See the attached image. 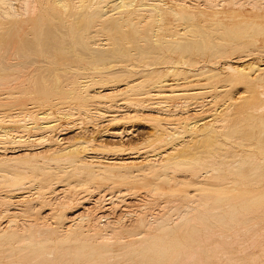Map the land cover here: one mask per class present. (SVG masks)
Masks as SVG:
<instances>
[{
    "label": "bare ground",
    "instance_id": "1",
    "mask_svg": "<svg viewBox=\"0 0 264 264\" xmlns=\"http://www.w3.org/2000/svg\"><path fill=\"white\" fill-rule=\"evenodd\" d=\"M152 1H156V2L149 3V0L148 2L146 0H140V1L139 0H36V1L0 0V123L6 122L7 124H10L8 126H12L11 124H15L16 126H19V128H21L22 131L28 133L29 131H32L31 135L25 138V136L23 137L21 135H17V133H19L20 131L16 129L0 127V183H2L4 187L8 189L6 193H4V195L1 193L2 197L0 196V199L4 204H6V208L2 210V214H7L9 216L8 219L3 222V225L0 228V264H71L75 262L76 263L81 262L82 264H186V263L208 264V262L211 261V257L208 256V254L210 253H213L212 256H214V259L216 261H217L216 258H218V256L221 253H223L222 256L225 257L223 259H226L225 261L229 263L230 261H234L235 258H232L234 255L225 256L226 253L228 254V252H225L226 251L225 247H228L230 251L231 250L230 248L236 246L235 245L236 240L243 242L241 240H244V238H246V236L248 235H251L249 237H252L257 241V243L255 244L262 247V248H257L259 246L257 247L255 246L256 249L253 251L255 252L257 249L259 250L261 249L260 252L261 253L263 252L264 250V64L262 65L260 63L262 67L261 66L258 67L255 65L256 62H254L255 64L251 63L248 66L246 64H245L246 66L245 65L242 66L241 62L239 61L242 58H240L238 62H236L237 59L235 60V62H232L235 65L238 64L237 66H231L228 65L227 63V66L223 68L226 69L224 70V72L228 71L234 77L231 81L228 82L231 83L233 81H237V80L242 81L246 79L248 81L249 88L248 90L246 89L244 90L246 91L245 95L238 93L241 95L239 96L237 94V96L235 97L238 96L239 97L236 99L225 98L226 96H224L225 98L224 100H226L225 102L227 103L226 105L222 104L215 110H212L213 108L212 109L207 108L206 110L205 108L207 106L208 107L212 106L214 103L213 101L216 100L219 101V98L223 97L225 92L227 90L229 91V89L226 88L225 86L218 88H206L207 86H204L205 83L200 82V84L196 83L197 85L195 86L191 85L194 86V88L192 87V89L185 88L186 90H172L173 86L168 82L167 80L168 77L166 79V76H168L170 73H172L173 76L178 75L177 72L178 70L175 69L174 65H171L172 62L175 60H173L172 62L170 61L171 62L170 65L173 66L172 67L173 69L171 70L167 69L168 71H166L165 75L163 74V76L162 74H160V72H156L152 68L149 69V67L153 65L154 62L156 61L168 62L170 60V58L169 60H165L168 56L165 58V55L163 54L164 50H166L167 52L169 51L170 54L171 52L173 53L178 52L179 54H181L182 55L181 60H184L183 61L184 64H185V59H183L185 58L184 54L186 55L187 53L190 54L193 50L196 51L197 53L202 52L203 47L205 45L204 43L205 39L204 37H202V39H204V41L202 42L199 40H194L197 38L193 37L192 35V33H194L193 30H196L195 28L200 27L197 24H195L194 21L195 18L199 16L204 19L203 24H206L205 23L206 20L209 19H205L208 17L204 16V14L202 13L194 14L192 11L188 9L189 8V6L187 5L188 3L184 4L183 2H181L183 0H179L178 3H176L177 1L175 0L176 2L175 1L174 2L176 3L175 5H177V10H172V9H167V10H169V13L172 16V18L175 20V23L178 22L182 24L184 27H182L183 28L182 32L179 31V33L177 34V37L179 38L169 37L170 39L167 38L165 39V36L162 37L160 34V32L164 30L161 24V22L163 21L162 19L164 17V13L160 8L162 5H164L162 4L163 0L162 1L152 0ZM206 1L208 0H205L204 2ZM197 2H201V1H197ZM211 2L209 1L210 4ZM237 3L234 2V4L232 5H238ZM251 5L253 4L249 5L250 9L252 7ZM256 5L262 6L261 3ZM192 8H194V6ZM212 9H214V6ZM232 12L235 13L236 11H232ZM257 23L260 24V22ZM257 23L250 20L233 25L231 29L227 28L225 30V34L232 35V39H231L232 43L230 44L224 43L219 45L211 42L212 43L211 45L213 47V51L211 52V54L213 53L214 55L215 54L218 55L224 52L226 48L228 49V47L234 49H236L235 47H243V46H247L251 48L255 47L257 43L256 36L260 34L262 31V26H259V24ZM209 26H212L211 28H213L214 26V31H212V33L215 32V34L214 33L209 34L206 32L207 34L213 35L214 37H216L215 35L223 34L220 32L222 27L221 22L218 21L213 22ZM203 28L207 29L205 27ZM163 33L165 34V31ZM199 33H201V35ZM199 33H195V34L200 37L202 35L205 36L204 34H202L203 32H199ZM188 34H190L194 39H192L191 36H190L191 39L188 38ZM207 34L206 36H208ZM219 37L220 39H222V37L225 36H219ZM228 37L230 38L231 36ZM210 39L212 40V37ZM96 41L99 43H96ZM224 46L225 47L228 46V47L224 48ZM251 52H253V50H250L247 54L248 56L250 55V57L252 54ZM254 54L260 55L259 57H261L262 55L264 56V54L259 51ZM255 56L253 55V57ZM11 57L12 59L16 58L19 60V61L17 60V64L9 63L8 60H10ZM243 57H246V55ZM127 59H130L131 61L134 62L133 63L131 62L130 64L126 65L124 63L126 62L129 63ZM254 60L257 61L256 59ZM12 62H15V60ZM183 63L181 65H183ZM174 64L178 65L179 67V61H176ZM123 65L124 66L126 65L125 68L120 67ZM185 65H183L182 67H184ZM117 67H120L123 70L120 69L121 71L119 72L118 71L119 68ZM116 68L117 71H115ZM163 69H161V71H165ZM174 70L176 71L174 72ZM204 70L198 69V72H200L201 74H205L207 71L214 72L210 70H205V71ZM253 71H255L256 73L253 74L254 76L253 75L251 76V73H254ZM189 73L191 74V72ZM215 73L216 72H214L213 74ZM212 75L208 74V76H212ZM208 76L206 75L202 76V79L204 77L208 78ZM197 79H201V78H197ZM21 80L23 82L26 81L25 84L22 83ZM17 83L20 84L22 83V84L21 85L19 84L18 86ZM179 83L181 82H178L177 84ZM16 84H17V88L15 86ZM213 84L211 87H214ZM20 86L24 88L18 89V87ZM182 86L184 87V85ZM94 89L97 90L94 92L93 91ZM256 89H258L259 91H255ZM171 98L172 99L179 98L184 102L189 101L188 99L199 100V103H196V105L192 107V108H197L193 113L188 112L187 104H182L183 111H181V115L179 114L178 116L180 120H186V121L192 120L188 124L183 123L186 127V132L190 133L189 137H191V135H194L193 132L199 125L203 124V128L205 127V125L206 127L208 126V128L211 125H213L214 129L213 127H212L213 130L209 128L211 130L207 132L201 129L202 128L201 125L200 131L202 130V132H206V133L200 132L202 133L201 135L199 134L198 131V134L200 135L199 139H202L205 142L207 141L208 143L210 138H212L213 135L216 134L217 138L220 135L219 138L223 137L225 140L230 142L229 143L230 145L228 144L230 146V149L235 148L236 145L240 147L241 146L244 147V149L240 151L242 152V154L239 152L241 154V158L243 157L242 160H238L237 162L234 161L233 163V161L231 162V160L226 158V160L230 161L231 163H228L226 166L225 165L220 166V167L222 166L227 167V175H229L228 184H231L230 186L231 191H236V192L229 195L214 193L216 195L211 196V195L202 194L203 196L199 195L201 197L200 198L198 197L199 199L204 198L205 201H207L206 198H211L213 199L212 202L218 204V206L220 207L224 205V204L219 205V203H224L223 200L230 201L232 204L231 206H229V203H226L227 207L229 206L228 208L231 209V213L228 212L230 213V215L238 211V209L240 208H243L244 210L247 209L246 210L247 213H244L245 215L242 217V219L236 220L237 221L236 223L239 222L237 225L239 226L238 228L241 230L239 231L237 227L236 229L233 228L234 233H236V235L232 233H231L232 235H230L234 237L240 235V233H243L244 234L243 236L245 237L239 238L237 236L238 239L235 237L234 238L231 237L233 238L232 239L233 243H231L230 245H228L227 243L231 239L229 235H225L222 233H215V232H213L215 233L213 234L211 232L213 228L211 229L209 227H212L213 223L211 221L215 219L214 218L215 216L213 217L211 215V217L214 218V219L212 218L210 219L211 220L210 223H212V225L210 226L208 224L209 226H207L203 224V222L205 221L204 217L195 218L194 216L196 215L194 213L192 214L191 211H187L193 215V217H191L192 215L188 214L184 210H183L184 212H186L188 215L191 216L186 217L187 216L186 214L184 215L185 217L183 216L184 218L182 217L181 219H178L179 221L176 219L177 220V222H175L176 224L173 222L176 227L172 226L171 228L170 227L171 224H170V225H166L168 227L166 228V226L163 227L162 224H159L162 227L158 229L156 234H146V235H142L141 233L136 235L131 234L130 236L133 238L126 243H121V242L118 243L119 242L118 235L120 236L119 234L120 231L118 232V228L120 227H118L117 225L119 224L116 225L118 227L116 231L115 229L113 230L112 228L113 226L112 227L110 226L112 230H109L110 233L107 232L108 234L107 233L99 234L95 231V228L93 226L94 224L88 225V220H89L88 216L90 215H88L86 211L88 210V208L84 207L85 206L84 204H87L88 200L90 199L88 195L92 194L91 190L93 188L91 189L89 185H91L93 181L106 180L109 181L111 185H113L116 181H119V184L130 183V182H134V180L137 179L138 176H140L139 172L140 173L147 172V173H152L153 177H155L156 180L163 181L166 183L169 180L167 178L168 176L166 177L165 175V172L168 169L178 170L182 168L184 169V171L192 173L198 170L196 168L197 167L199 168L200 165L205 166L207 164L204 161L202 165L199 162L198 158L190 157L191 160L185 159L186 158L185 154L187 150L184 148L187 147L186 146L188 140L187 137L185 141L182 140L183 141L182 143L180 142V144L178 143L174 147L172 146L173 148H170L169 149L170 151L165 150L163 152L160 146L157 145V147L159 146L162 153L157 152L158 154L156 155L151 154L150 157L151 160L154 161V162L152 161V163H154L153 166H155L154 169H152L153 167L152 168L149 167L151 160L148 159L147 157L146 158L143 157V159L140 160L138 159L139 155L135 154L134 152L125 153V150L122 148V146L118 147L119 146L118 145L116 147L117 144L116 145L114 144L115 141L118 142L123 141L125 137L131 135L133 129L131 130L123 126L119 130H112V131L105 130L104 132H102L101 137L99 138L100 140L103 139L102 137H109L112 141H114L113 145L115 147H113V149L110 150V152L112 153L111 158H106L107 156L105 152H109V150H107L108 148H106L108 144L105 146L104 144L95 143L96 139L93 138L92 140L90 138L89 141H84L83 138H77V137L70 144V142L67 143V139L65 137L63 138V136L67 135L69 133V130H71L70 132L73 131H76L77 133L80 132L81 125L83 124L82 122L84 119L90 120L91 117H94L97 119H101V121L103 120L104 122L107 123H115L118 120L129 121V120L137 119L142 114V113L140 114V112L143 111H146L148 114L151 113V115L153 114L152 118L148 119L149 120L148 122H150L151 125L156 129L160 127V123L163 122L165 124L166 122L167 124L170 121L167 118L172 115H170V106L168 105L167 100ZM201 99L204 101L200 102ZM204 102L206 103V105ZM28 105H32V107H28ZM89 105L92 106L93 109L91 110L93 112H91L87 108V106ZM172 107L178 109L179 106L174 105ZM37 109H39L40 112L35 114V111H37ZM53 110H55L57 114L64 116L65 118L73 119L74 122L78 121V123L71 124L67 122V125L65 126L61 125L60 127H57L59 123L57 119L55 120L52 114ZM119 112H122L123 115L117 114ZM201 112L203 115L205 113V115L208 117V120L205 122L206 123L210 122L211 123L210 126L209 123L204 125L205 122H202L203 120L201 118L200 119L197 118L196 120L194 119L198 117L199 114L202 115ZM219 113L221 114L220 117L217 116ZM26 121L29 122L26 123ZM2 125L4 126L6 124L3 123L0 126ZM115 126L117 125L115 124ZM172 126L174 127V125ZM161 128L162 127H160V129ZM55 129H57L58 137L56 136V138H53L51 137L50 133L53 132ZM158 130H156V132ZM11 132H15L16 135L14 133L12 134ZM156 132L155 131L152 132L154 133L153 134L154 136ZM161 132H157V134ZM178 134L179 132L178 133L176 132L175 136L176 135L178 136ZM217 134L219 135L217 136ZM179 136H181V134ZM172 137L174 138V134L168 136L166 135L165 139L167 140ZM165 139L163 140L161 139V141L158 139L160 141L159 143L161 144V146L165 145V143L163 142ZM195 141L197 144V137ZM212 141L213 140L211 139L210 141L211 143L209 142L210 145L213 144ZM99 143H101V141ZM200 143L202 142H198V144ZM58 144L63 145V147H61L60 149L57 148L56 145ZM209 144L208 146H210ZM217 145H215L214 147H216ZM208 146L205 147L207 149L208 148L210 149V147ZM149 147L151 148L152 146ZM130 148H132V146ZM216 148L222 151V149L218 147ZM241 148L237 147V149H241ZM177 149L180 151L178 155L174 153V151H176ZM230 149L228 150L225 149L226 153L222 151L223 154H225L226 156L230 155L231 154V153L229 154ZM200 155H203V153ZM233 156H231V158L234 160L235 157ZM218 158L219 157H217V159ZM222 158L224 159V157ZM137 159L140 161H136ZM158 159L160 160L158 161L159 165L156 161ZM226 160H224V162H226ZM142 161L143 164H141V166H138V164L135 165L136 167L138 166V169L134 170V172L137 171V173L133 175L132 174L133 170H131L130 168L135 167L133 166L134 163L136 164ZM103 162L106 164L104 165ZM215 163L216 162L213 161L211 162V164L208 163V165H211L213 167ZM215 168H212V170L214 172H218L219 168L218 169ZM200 170H202V167L200 168ZM219 170L221 171L220 173H223L221 168ZM204 172L207 173L206 171H203V173ZM212 174L215 175L214 173ZM213 175H209L208 177ZM221 176L216 177V179L217 178L221 179L222 178ZM183 178L182 180H184ZM200 178H204V177H200ZM200 178L198 179L197 176V178L194 177L193 179L201 180ZM211 179L216 180L213 178ZM202 180L206 181V179H202ZM212 180L209 179V181ZM184 181H186V179ZM201 182L203 183V181ZM226 182L227 181H225L223 184H225ZM187 184H189L190 186L198 185L197 182L187 183ZM175 185L177 186L178 184ZM153 186H155V184H153ZM109 187L112 189V186ZM28 188L32 190L31 191L32 193L23 192L24 189H28ZM100 188L101 190L104 189L103 187ZM69 189H72L73 191H75L76 189L83 190L85 192L88 191L87 194L85 193L86 196L81 191L83 193L82 195L83 197H81V199H80L81 195H79L80 204L84 205L81 209L84 210L86 214H84L83 212L84 215L78 213L76 215H72L73 217H70L68 215H65L64 211L60 212L59 214L56 212L58 214L57 215L50 212L51 211L50 210L47 214L45 213L43 217L41 215L42 219L45 218L46 215L51 216L52 219L57 217L55 221L49 218L52 221L51 223L52 227L50 228L46 227L47 223L46 226L44 225L45 228H43L44 227L43 224H42L43 227L41 226L39 227L35 223L25 224L28 221L22 222L21 219L18 221H20L22 225L21 224L18 225L17 223L18 221H16L15 219H17L18 214L20 213V211L22 212L23 208H21L22 210L21 209L19 210L18 208L20 207L17 208L16 206V210H11V208L13 207H11L10 205H14L11 203L18 202L19 206H21L20 205L21 202H26V204H30V206L29 205L26 206H28L29 208H33L32 207L33 205H31V203L33 204L35 203L37 205L38 202H41L42 204H44L46 203L45 201L48 198L49 200L50 199L52 200L55 197L57 199L56 195H59V193L65 191L67 192L72 191ZM2 190H5V188ZM195 190L199 191L198 189ZM99 191L97 192L99 193ZM97 192H94L93 194ZM121 192H118L119 196L117 195V193L116 194L114 193L117 196V197L114 196L116 197L117 200H119L120 198L122 199V197L125 196L127 197L128 192L126 193L125 196L122 195L123 193L120 194ZM152 192L154 191L152 190ZM156 195L153 196L157 198L158 196L156 197ZM188 195L189 194L185 193L183 196H185L184 198L186 199ZM196 195L197 194L195 193L194 196ZM161 196L162 195H160V197ZM190 196L188 197V199L190 198ZM103 197L104 196H102L101 198L103 199ZM97 198L98 197H96V199ZM109 198H111V195ZM64 199L69 201V199L65 197ZM98 199L97 200L94 199L95 202L96 201L98 202L99 201ZM59 200H63V199L59 198ZM105 200L110 201V199H105ZM115 200H111L110 203H113V201ZM179 200H176V203H178ZM182 201H184V199H182ZM124 202L122 203L126 204V202L125 203ZM202 202L203 201L201 200V204L208 205L207 207H205V209L209 208L210 205H212L211 204L212 202H206V203L205 202L202 203ZM173 203L172 205L174 206ZM192 203H197L198 206L200 205L199 202L197 201L196 202L193 201ZM55 204L53 203V205ZM187 206H190V203L189 205L187 204ZM187 206L185 207L186 209L188 208ZM218 206L216 208L220 209V207ZM164 207L166 206L164 205ZM89 208L92 209L94 208V206L92 208L91 207ZM118 208L119 207H117V209ZM199 208L196 209L199 210ZM214 208L215 207H213V209ZM228 208L227 210H229ZM249 208H250L249 210L250 213L248 215ZM188 209H190V207ZM42 210L46 211L45 208ZM193 210H195L194 207ZM221 210L223 209H220L219 212H221ZM199 211L197 215H200L201 213L203 214L202 212L203 210L200 212V214ZM29 212L30 214L32 213L31 211ZM29 212H22L23 214L22 213L21 214L24 215ZM219 212L215 214L219 215L220 214ZM40 214H39V218H40ZM182 214H180V216ZM54 215L56 217H54ZM102 215H104V213ZM138 215L139 217L143 216V214L141 215L138 214ZM225 215L226 214L224 212V216ZM236 215L232 217L237 218L238 216ZM205 216H209V215H205ZM99 217L100 218L104 217L105 219L106 216L100 215ZM158 217L159 218L156 217L158 220L162 218L160 216ZM100 218L97 219L100 220ZM107 219L108 218H106L105 220ZM157 219H155L154 217L155 221ZM165 219L166 218H164V221L166 222ZM98 220L94 222L96 223L98 222ZM162 220L163 219H161L160 221ZM234 220L232 224L234 223ZM81 221H86V225L85 224L83 225ZM164 221L163 223H165ZM140 222L141 221H139V223ZM198 222H200L199 226L197 224ZM207 222H209V219ZM51 224L49 226H51ZM147 224L145 223V225ZM166 224L168 223L166 222ZM218 224L219 223L216 222L215 225ZM110 225H112V223ZM137 225L139 224L137 223ZM139 226L142 228L143 225L142 226L139 225ZM60 227H62V229ZM153 227H155V225H153ZM219 227L221 228V226ZM229 227H231V225ZM229 227L227 229H229ZM108 228H109V224H108ZM147 228L146 230L149 229ZM150 228H152V226ZM133 229L131 230V232H133ZM139 229L140 228L138 227L137 230ZM100 230H102V228H100ZM153 230L155 231L154 228ZM237 230L239 231V234H237L238 233ZM231 232H233L232 229ZM50 233L54 235L56 238L55 239L50 238L49 236ZM180 233L183 241L177 238V235ZM215 235H216V237H214L215 239L218 238L217 240H219L220 238H222V240H220V242L214 245L213 251L212 250L210 251L211 247H209V250L205 249L208 248L205 247L207 245L206 242L208 243L211 239L213 240L214 238L212 236ZM256 236H258V240ZM252 238H250L251 239L250 241H252ZM255 240H253V242H251L250 245L254 243ZM121 241H125V240L121 238ZM243 243L244 244H242V247H244V245L245 246L247 245V243L245 244V241ZM112 244H115L119 248L118 249L119 252L116 254V256L114 255V258L115 257L116 258L115 261L113 262L111 260L113 257V254L111 253L112 252L111 249L112 247H114ZM236 244H238L237 248L240 250L241 248H239L238 246H240L241 244L239 245V242H237ZM242 249L248 250L247 248H242ZM250 252H252V250ZM216 254L219 255L217 256ZM245 255H247V253H245ZM235 257L236 259H238L237 256ZM253 257L254 258H252V261L255 260L257 261L258 256L253 255ZM255 257H257V259H255ZM261 257L260 259H262ZM247 258L249 259V255L247 256ZM1 259L5 260L6 263L5 262L1 263ZM262 260H264V258ZM260 261L261 260H259V262Z\"/></svg>",
    "mask_w": 264,
    "mask_h": 264
},
{
    "label": "rangeland",
    "instance_id": "2",
    "mask_svg": "<svg viewBox=\"0 0 264 264\" xmlns=\"http://www.w3.org/2000/svg\"><path fill=\"white\" fill-rule=\"evenodd\" d=\"M34 1H36V0H34ZM140 1V0H139ZM147 2H148V0H146ZM162 1V0H161ZM171 1V2H170ZM173 1V2H172ZM175 0H163L162 1V4H164V5H162L160 8L162 9V11H163V13H164V17H163V21L161 22V24H162V26H163V29L164 30H162L161 32H160V34H161V36L162 37H164L165 36V39L167 38V39H170V38H179V37H177V34L179 33V31L180 32H182V27H184L182 24H180V23H175V20L172 18V16L170 15V13H169V10H167V9H172V10H177V5H175L176 3H178L179 2V0H176L175 2H174ZM197 1H201V2H197ZM205 0H183V1H181V2H183L184 4H187L188 6H189V10L190 11H192L194 14H198V13H202V14H204V16H206V17H208V18H205V19H209V20H206V24H203V22H204V19L203 18H201V17H196L195 18V21H194V23L195 24H197L198 26H200V27H198V28H195L196 30H193V32L194 33H192V35H193V37L194 38H197V39H194L190 34H188V38H190L191 39V37H192V39H194V40H199V41H204V39H205V45H204V47H203V51L202 52H200V53H197L196 51H192L190 54H188L187 53V55L186 54H184V56H185V58H183V59H185V64L183 63V61L184 60H181V54H179L178 52H176V53H173V52H171V54H170V52L168 53L166 50H164L163 51V54L165 55V60H169V58H170V60L168 61V62H164V61H156V62H154V64L153 65H151L150 67H149V69H153L154 71H156V72H160V74H162V76H163V74L165 75V73H166V71H168V70H171V69H173L172 67L173 66H171V65H174L175 66V69L176 70H178L177 72H178V75L177 76H173L172 75V73H170L168 76H166V79H167V77H168V82L170 83V84H172V90H186L187 88H189V89H192V87L194 88V86L195 85H197V84H200V82L201 83H205L204 84V86H207L206 88H218V87H222V86H225L226 88H228L229 89V91L227 90L226 92H225V94L223 95V97H220L219 98V101L218 100H216V101H213L212 103H213V105L212 106H214V107H212V106H210V107H206L205 109L207 110V108H210V109H212V110H215V109H217L220 105H222V104H224V105H226L227 103L225 102L226 100H224L225 98H232V99H236V98H238L241 94H244L245 95V92L246 91H244L245 89L246 90H248V88H249V85H248V81L245 79V80H237V81H233V82H228V81H231L234 77H233V75L230 73V72H228V71H225L224 72V70H226V69H223V68H225L226 66H227V63H228V65H231V66H237L238 64H234V63H232V62H235V60H236V62H238V60L240 59V58H242V59H240L239 61L241 62V65L242 66H244L245 64L248 66L249 64H255L254 62H256V66H258V67H262V65L264 64V62H263V60H264V56L262 55L261 57H259L260 55H258V54H254V53H257L258 51L259 52H261V53H263L264 54V25H261V24H264V0L262 1V0H208V1H206V2H204ZM209 1L211 2V4L209 3ZM216 1V2H215ZM248 1H250V2H252V3H250V2H248ZM151 2H156V1H152V0H149V3H151ZM163 2H165V3H163ZM194 2H196V3H194ZM234 2L235 3H237V2H239V3H237L238 5H232V4H234ZM201 3V4H200ZM253 4V5H251L252 7H251V9H253V10H251L250 9V4ZM259 3H261V5L263 6H260V5H256V4H259ZM189 4H192V5H189ZM199 4V5H198ZM209 4V5H208ZM213 4V5H212ZM249 4V5H248ZM166 5V6H165ZM216 5V6H215ZM194 6V8H192ZM208 6V7H207ZM213 6H214V9H212L213 8ZM44 7V6H43ZM191 7V8H190ZM201 7H203V8H201ZM210 7V8H209ZM215 7H217V8H215ZM219 7V8H218ZM257 7H259V8H257ZM207 9V10H206ZM232 11H236L235 13L234 12H232ZM250 20H252V21H254V22H260V24L259 23H257V24H259V26H262V31H261V33L260 34H258L257 36H256V39H257V43H256V46L255 47H253V48H251V47H247V46H243V47H246V48H243V47H235L236 49H238V50H236V49H234V48H229L228 46H226V47H228V49L224 46V48H226L225 49V51L224 52H222V53H220V54H211V52L213 51V47H212V43H214V44H230V43H232V35L231 34H228V35H226L225 34V30L227 29V28H232V26L233 25H236V24H238V23H243V22H246V21H250ZM221 22L222 23V27H221V33H223V34H218L219 36H225V37H222V39H220V37L218 36V35H215L216 37H214L213 35H209V34H215V32H213L212 33V31H214V26H213V28H211L212 26H209V25H211L213 22ZM201 22V23H200ZM209 22H211V23H209ZM263 22V23H262ZM155 25V24H154ZM228 25V26H227ZM230 26V27H229ZM169 29H168V28ZM174 27V28H173ZM178 27V28H177ZM203 27H205V28H207V29H204ZM180 28V29H179ZM209 28V29H208ZM213 29V30H212ZM174 30V31H173ZM165 31V34L163 33ZM196 31V32H195ZM210 31V32H209ZM223 31V32H222ZM199 32H203L202 34H204L205 36H198V35H196L195 33H199ZM209 33V34H207V33ZM200 35H201V33H199ZM206 34L208 35V36H206ZM176 35V36H175ZM168 36V37H167ZM191 36V37H190ZM195 36H197V37H195ZM228 36H231L230 38L228 37ZM170 37V38H169ZM200 37V38H199ZM202 37H204V39H202ZM212 37V40L210 39V38ZM213 38H215V39H213ZM202 39V40H201ZM238 41V40H237ZM262 41H263V43H262ZM212 42V43H211ZM221 42H223V43H221ZM96 43H99V42H97L96 41ZM262 49V50H259V49ZM230 49V50H229ZM232 49H234V50H232ZM253 50V52H251L252 54H251V57H250V55L248 56L247 54H248V52L250 51V50ZM248 50V51H247ZM255 50H257V51H255ZM205 51V52H204ZM176 54V55H175ZM246 55V57H243V56H245ZM253 55L255 56H257V58H256V56L255 57H253ZM216 56H218V57H216ZM221 56V57H220ZM263 57V58H262ZM246 60H245V59ZM250 59V61H249V59ZM259 58V59H258ZM172 59V60H171ZM230 59V60H229ZM254 59H256L257 61H255ZM10 60H11V62L12 61H14L15 60V62H10ZM10 60H8L9 61V63L10 64H17V60L18 59H16V58H13L12 59V57H11V59ZM128 61H129V63H124V64H130L131 62L133 63L134 61H131L130 59H127ZM173 60H175V61H173ZM253 60V61H252ZM7 61V62H8ZM19 61V60H18ZM172 62V64L170 65V63ZM176 61H179V67H178V65H175L174 63L176 62ZM188 61V62H187ZM183 63V65H185L184 67H182L183 65H181L182 63ZM231 62V63H230ZM167 63V64H166ZM191 63V64H190ZM260 63L262 64V65H260ZM157 64V65H156ZM166 64V65H165ZM214 64V65H213ZM225 64V65H224ZM257 64H259V65H257ZM120 65H122V64H120ZM125 65V66H126ZM222 65H223V67H222ZM245 65V66H246ZM119 66V65H118ZM124 66V65H123ZM123 66H120L121 68H125V66L123 67ZM155 66V67H154ZM163 66V67H162ZM165 66H166V69H165ZM171 66V67H170ZM120 67H117V68H119L118 69V71L120 72L121 70H123V69H121ZM154 67V68H153ZM177 67V68H176ZM202 67H203V69H202ZM34 68V67H33ZM117 68L115 69V71H117ZM164 68V69H163ZM170 68V69H169ZM182 68V69H181ZM201 68V69H200ZM207 68V69H206ZM121 69V70H120ZM161 69H163V70H165V71H161ZM168 69V70H167ZM181 69V70H180ZM194 69H196V70H194ZM198 69L199 70H210V71H214V72H216L215 74H213L214 72H206L205 74H201L200 72H198ZM214 69V70H213ZM160 70V71H159ZM176 70H174V72L176 71ZM204 70V71H205ZM180 71H182V72H180ZM188 71V72H187ZM248 71V70H247ZM180 72V73H179ZM189 72H191V74L189 73ZM254 73H251V76L253 75V74H255L256 72L255 71H253ZM86 73H88V72H86ZM189 73V74H188ZM199 74H201V75H199ZM208 74H213L212 76H208ZM217 74V75H216ZM196 75H198V76H196ZM208 76V78L206 77H204L203 79H202V76ZM254 76V75H253ZM180 77V78H179ZM197 78H201V79H197ZM175 79V80H174ZM187 79V80H186ZM190 79H191V81H190ZM193 79H195V80H193ZM23 80V79H22ZM21 80V82L22 83H24L25 84V82H23ZM181 80V81H180ZM185 80V81H184ZM183 81V82H182ZM20 82V81H19ZM173 82V83H172ZM178 82H181V83H179V84H177ZM192 82H194V83H192ZM237 82V83H236ZM21 83V84H22ZM197 83V84H196ZM207 83V84H206ZM214 83V84H213ZM18 84V86H19V84L20 83H17ZM17 84L15 85L16 86V88H17ZM20 84V85H21ZM187 84V85H186ZM212 84H213V86L214 87H211L212 86ZM232 84V85H231ZM242 84V85H241ZM182 85H184V87L182 86ZM189 85V86H188ZM191 85H194V86H191ZM221 85V86H220ZM175 86V87H174ZM182 86V87H181ZM188 86V87H187ZM229 86V87H228ZM26 87V86H25ZM245 87H247V88H245ZM19 88H24V87H18V89ZM186 88V89H185ZM97 89H94L93 91L95 92ZM242 90H243V92H242ZM255 91H259L258 89H256ZM238 93H241V94H238ZM237 94L239 95L238 97H235V96H237ZM234 95V96H233ZM224 96H226L225 98H224ZM228 96H231V97H228ZM172 99V98H171ZM171 99H169V100H167V102H168V105L170 106V115H172V116H170V117H166L168 120H170L167 124H166V122H165V124L162 122V123H160V127H162L161 129H160V127H158V128H156L155 129V127H153L152 125H151V123L150 122H148L149 120V118H152V116H153V114L151 115V113H147L146 111H143V112H140V114H141V116H139L137 119H133V120H129V121H126V120H118L117 122H115V123H107V122H104L103 120L101 121V119H97V118H94V117H91L90 118V120L88 119V120H86V119H84L83 120V124L81 125V131L80 132H76V131H73V132H70L71 130H69V133L67 134V135H65V136H63V138L65 137L66 139H67V143L68 142H70V144L75 140V138L77 137V138H83V140L84 141H89L90 140V138H91V140H92V138L93 139H96L95 140V143H98V144H104L105 146L107 145V147L106 148H108L107 150H109V152H105L106 153V156H104V157H106V158H111L112 156H111V152H110V150H112L113 149V147H115L114 145H113V142L114 141H112L109 137H102L103 139H99L100 137H101V134H102V132H104L105 130H109V131H112V130H119V129H121V127H125V128H128V129H133V131H132V134L131 135H129V136H127V137H125L124 139H123V141H115L114 142V144L116 145V147L118 146V147H120V146H122V148L125 150V153H128V152H134L135 154H137V155H139L138 156V159H143V157H147L148 159H150L151 160V154L153 155V154H158L157 152H159V153H162V151L164 152L165 150L166 151H170L169 149L170 148H173L176 144H180V142L182 143L183 141H185L187 138H188V140H190V141H188L187 140V147L186 148H184V149H186L187 150V152H186V154H185V159H187V160H191V158H198L199 159V162L203 165V163H204V161H205V163L207 164V165H205V166H208V167H205L204 165L203 166H199V168L197 167L196 169H198V170H196L195 172H192V173H190V172H187V171H184V169H178V170H174V169H168L166 172H165V175H166V177L169 179L166 183L165 182H163V181H159V180H156L155 179V177H153V175H152V173H147V172H139V174H140V176H138V178L137 179H135L134 180V182H130V183H120L119 184V181H116L113 185H111L110 184V182L109 181H106V180H104V181H102V180H95V181H93L92 182V184L91 185H89L90 186V188L92 189H90L91 191H92V194H90V195H88V197H90V199L88 200V202H87V204H84V205H81L80 204V201H79V195H81L80 196V199H81V197H83L82 195H83V193H84V195H85V193L87 194V192L88 191H83V190H75V191H73L72 189H69V190H72V191H65V192H61V193H59V195H56L57 196V199H56V197L54 198V199H50L49 200V198L45 201L46 203H44V204H46V205H44V204H42L41 202H38L37 203V205L35 204H33V203H31V205H33L32 207L33 208H29L28 206H26V205H29L30 206V204H26V202H21V203H23V204H21L20 203V205L21 206H19V203L18 202H13V203H11V204H14V205H10L11 207H13V208H11V210H16V206H17V208L18 207H20V208H18L19 210L21 209V208H23V210H22V212H29V211H31L32 213L30 214V212L29 213H27V214H30V215H27V214H24V215H22L23 213L20 211V213L18 214V216H17V219H15L16 221H18V220H20L21 219V221L23 222H27V223H25V224H28V223H30V224H36V225H38L39 227L41 226V227H43L44 225L46 226V223H47V226L46 227H52V221L51 220H53V221H55L56 219H57V217L54 215V217H56V218H51V216H47L46 215V217L45 218H41V215H42V217H43V215H45V213L47 214L50 210V212H52V213H54V214H59L60 212H62V211H64V213H65V215H68V216H70V217H73L72 215H76V214H83V212H84V214H86V212L84 211V210H82L81 208L84 206V207H86V208H88V210H86L87 211V213H88V215H90V216H88V218H89V220H88V225H92V224H94L93 226H94V228H95V231L97 232V233H99V234H105V233H110V231L109 230H112V228H113V230L115 229V231H116V229L118 228V227H120V228H118V232L120 231V236L118 235V243H126V242H129L133 237H131L130 235L131 234H133V235H136V234H142V235H146V234H156L157 233V231H158V229H160L162 226L161 225H159V224H162L163 225V227L164 226H166V225H170V227L172 228V226H175L174 225V223L175 222H177V220L178 219H181L184 215H186L187 213L188 214H195L196 216H194L195 218L196 217H204V222H203V224L204 225H207V226H211L212 225V223H213V225L214 226H217V227H214L213 225H212V227H209V228H213L212 229V233L213 232H215V233H222V234H225V235H232V234H235L236 235V233H234V230H233V228L234 229H236V227H237V229L240 231L241 229H239L238 227V223H236L237 221L236 220H240V219H242V217L245 215L244 213H247V209H243V208H240V209H238V211H236L235 213L237 214H235V213H233L232 215H230V213H231V209H229L228 207L229 206H231L232 204H231V202L230 201H228V200H223V202L224 203H219V205H223V206H218V204H216V203H214V202H212L213 201V199H211V198H206L207 199V201H205V199L203 198V199H199L201 196H203L202 194H205V195H216V194H225V195H229V194H233V193H235L236 191H231V188H230V186H231V184H228V182H229V175H227V167H220L221 165H227L228 163H231L232 161H233V163H234V161H238V160H242V158H241V154H242V152H240L242 149H244V147H240V146H238V145H236L235 146V148H232V149H230V142L229 141H227V140H225L222 136V138H219V134H217V136H218V138H219V140H218V138L216 137V134H214L213 135V137L212 138H210V140H209V142L211 141V139L213 140L212 142H213V144H209V142L207 143V141L205 142L204 140H202V139H199L200 138V135L199 134H201L202 135V133H206L207 131H209V130H211L212 129V127H213V129H214V126L213 125H211V123L210 122H207V123H209V128H211V129H209L208 128V126L206 127V125L205 124H207L205 121H207L208 120V117L205 115V113H204V115L202 114V112H201V114L202 115H200L199 114V116L198 117H196V118H194L195 120L197 119V118H201L202 120V122H205L204 123V125H205V127L203 128V124H201L202 125V128L200 127L201 125H199L196 129H195V131L193 132V134L195 135H191V137H189L190 136V133H188V132H186V127H185V125L183 124V123H189V122H191L192 120H180L179 118H178V116H179V114L181 115V111H183V108H182V104H187L188 105V112L190 113H193L194 111H195V109H197V108H192V107H194L195 105H196V103H199V100H192V99H188L189 101H186V102H184L183 100H181V99H179V98H174V99H172V101H171ZM223 100V101H221V100ZM204 100H200V102H203ZM228 102V101H227ZM205 103V102H204ZM174 105H177V106H179L178 107V109H175V108H173L172 106H174ZM205 105H206V103H205ZM28 107H32V105H28ZM90 107V108H89ZM87 108L91 111V112H93L91 109H93L92 108V106H87ZM182 108V109H181ZM191 108V109H190ZM36 109V108H35ZM173 109V110H172ZM29 111H31V110H29ZM33 111V110H32ZM38 112H40V110L39 109H37V111H35V114H37ZM179 112V113H178ZM218 112H219V110H218ZM52 114H53V116H54V118H55V120L57 119V121H58V126L57 127H60L61 125H63V126H65V125H67V122L68 123H78V121L77 122H74V120L73 119H71V118H65L64 116H61V115H59V114H57L56 113V111L55 110H53V112H52ZM117 114H119V115H123V113L122 112H119V113H117ZM139 114V115H140ZM145 114V115H144ZM148 114V115H147ZM90 115V114H89ZM147 115V116H146ZM220 113L217 115V116H219L220 117ZM161 116H163V115H161ZM203 116H205V117H203ZM64 118V119H63ZM165 118V119H166ZM67 119V120H66ZM95 119V120H94ZM99 120H100V122H99ZM135 120V121H134ZM92 121V122H91ZM131 121V122H130ZM141 121H143V122H141ZM2 122V121H1ZM29 121H26V123H28ZM89 122V123H88ZM125 122V123H124ZM127 122V123H126ZM3 123H5L6 125H2V126H0V127H5V128H13V129H16V130H18V131H20L19 133H17V135H21V136H25V138L27 137V136H30L31 135V133H32V131H29V133L28 132H25V131H22V129L21 128H19V126H16L15 124H11L12 126H8V125H10V124H7L6 122H2V123H0V125L1 124H3ZM64 123V124H63ZM66 123V124H65ZM85 123V124H84ZM103 123V124H102ZM104 123H107V124H104ZM100 124V125H99ZM115 124L117 125V126H115ZM183 124V125H182ZM98 125V126H97ZM108 125V126H107ZM133 125V126H132ZM172 125H174V127L172 126ZM176 125V126H175ZM178 125V126H177ZM29 126H31V125H29ZM83 127V128H82ZM103 127V128H102ZM119 127V128H118ZM149 127V128H148ZM151 127V128H150ZM182 127V128H181ZM95 128V129H94ZM102 128V129H101ZM112 128V129H111ZM114 128V129H113ZM118 128V129H117ZM172 128V129H171ZM175 128V129H174ZM200 128L202 129V130H204V131H206V132H202V130L200 131ZM208 128V129H207ZM104 129V130H103ZM160 131H159V130ZM174 129V130H173ZM212 129V130H213ZM91 130V131H90ZM156 130H158L157 132H161L162 130V132L161 133H159V134H157V132H156ZM180 130V131H179ZM84 131H86V132H84ZM98 131V132H97ZM156 132L155 133V136L153 135L154 133H152V132ZM198 131H199V134H198ZM101 132V133H100ZM176 132L178 133L179 132V134H178V136L176 135L175 136V134H176ZM200 132H202V133H200ZM12 134L14 133L15 134V132H11ZM77 133V134H76ZM82 133V134H81ZM97 133V134H96ZM148 133V134H147ZM51 134V137H53V138H56V136L58 137V133H57V129H55L53 132H51L50 133ZM71 134V135H70ZM91 134V135H90ZM100 134V135H99ZM150 134H152V135H150ZM162 134V135H161ZM172 134H174V138L172 137V138H170V139H165V137H166V135L168 136V135H172ZM181 134V136H179ZM16 135V134H15ZM69 135V136H68ZM84 135V136H83ZM94 135V136H93ZM133 135V136H132ZM150 135V136H149ZM164 135V136H163ZM90 136V137H89ZM97 136H99V137H97ZM199 136V137H198ZM62 137V136H61ZM96 137V138H95ZM149 137V138H148ZM187 137V138H186ZM196 137H197V144H196V141H195V139H196ZM73 138V139H72ZM191 138V139H190ZM195 138V139H194ZM216 138H217V140H216ZM71 141H70V140ZM98 139V140H97ZM147 139V140H146ZM161 141V139L163 140V139H165L163 142L165 143V145H163V146H161V144L159 143L160 141ZM193 139V140H192ZM215 139V140H214ZM183 140V141H182ZM101 141V143H99V142ZM112 141V142H111ZM125 141V142H124ZM146 141V142H145ZM216 141H219V142H216ZM106 142V143H105ZM111 142V143H110ZM122 142V143H121ZM145 142V143H144ZM159 144H158V143ZM163 142H162V144H163ZM193 142V143H192ZM198 142H202V143H200V144H198ZM215 142V143H214ZM228 142V143H227ZM119 143V144H118ZM155 143V144H154ZM207 145H206V144ZM211 143V142H210ZM217 143H218V145H217ZM111 144V145H110ZM121 144V145H120ZM167 144H169V145H167ZM173 144V145H172ZM208 144L210 145V146H208ZM229 144V145H228ZM153 145H156V146H153ZM157 145H159L160 146V148H161V150H160V148H159V146L157 147ZM167 145V146H166ZM199 147H198V146ZM215 145H217L216 147H218V148H220V149H222V151L224 152V153H226V150L225 149H230L229 150V154L230 155H228V156H226L225 154H223V152L221 151V150H219V149H217L216 147H214ZM228 145V146H227ZM128 146V147H127ZM132 146V148H130ZM149 146H152L151 148L149 147ZM173 146V147H172ZM200 146H202V147H200ZM208 146V147H210V149L208 150L206 147ZM223 146H225V147H223ZM56 147L57 148H61V147H63V145H56ZM135 147V148H134ZM142 147V148H141ZM204 147V148H203ZM212 147H213V149H212ZM228 147V148H227ZM237 147L238 148H241V149H237ZM150 148V149H149ZM166 148V149H165ZM168 148V149H167ZM182 148V147H181ZM215 148V149H214ZM147 149V150H146ZM178 149H180V148H178ZM176 150V151H174V153L175 154H179L180 153V151L179 150ZM146 150V151H145ZM152 150V151H151ZM219 150V151H218ZM232 150V151H231ZM143 151V152H142ZM204 151V152H203ZM218 151V152H217ZM220 151H221V153H220ZM153 152H155V153H153ZM178 152V153H177ZM190 152V153H189ZM201 152V153H200ZM217 152V153H216ZM233 152V153H232ZM241 154H240V153ZM148 153V154H147ZM173 153V152H172ZM173 153V154H174ZM203 153V155H200V154H202ZM206 153V154H205ZM219 153H220V155H219ZM235 153V154H234ZM236 153H239V154H236ZM20 154H23V153H20ZM208 154V155H207ZM212 154V155H211ZM221 154H223V155H221ZM228 154V153H227ZM214 155V156H213ZM234 155V156H233ZM236 155H237V158H236ZM128 156V155H127ZM127 156H124V157H127ZM197 156V157H196ZM206 156V157H205ZM231 156H233V157H235L234 158V160L231 158ZM123 157V156H122ZM191 157V158H190ZM217 157H219L218 159H217ZM222 157H224V159L222 158ZM226 158L227 159H229V160H231V162L230 161H228V160H226ZM231 158V159H230ZM136 160V161H140V160ZM216 162L214 165H213V167L211 166V165H208V163H210L211 164V162ZM224 160H226V162H224ZM152 161L153 160H151V163H150V168H152V169H154V167L155 166H153V164L154 163H152ZM157 161V163H158V165H159V162L158 161H160L159 159L158 160H156ZM145 162V161H144ZM154 162V161H153ZM221 164H220V163ZM222 163H224V164H222ZM103 164L105 165L106 163H104L103 162ZM138 164V166H141V164H143V161L142 162H139V163H134V165L133 166H135V165H137ZM152 165V166H151ZM158 165H157V168H158ZM128 166H130V165H128ZM138 166L136 167H134V168H130L131 170H133V175L135 174V173H137V171L136 172H134V170H137L138 169ZM216 168H215V167ZM218 166V167H217ZM202 167V170H200V168ZM211 167V168H210ZM212 168H215V169H222V172L223 173H220L221 171L218 169V172H214L213 170H212ZM156 169V168H155ZM209 169V170H208ZM130 170V171H131ZM210 171V172H208V171ZM203 171H206L207 173H203ZM225 171V172H224ZM132 172V171H131ZM107 173H109V172H107ZM183 173V174H182ZM201 173V174H200ZM209 173H211V174H209ZM212 173H214L215 175H213ZM177 174V175H176ZM213 175V176H210V177H208L209 175ZM220 174V175H219ZM147 175V176H146ZM200 175V176H199ZM202 175V176H201ZM208 175V176H207ZM217 175H219V176H221L222 178L221 179H219V178H217L216 179V177H219V176H217ZM226 175V176H225ZM145 176V177H144ZM187 176H188V179H187ZM197 176H198V179L200 178V177H204V178H200L201 180H194L193 178L195 177V178H197ZM140 177H142V178H140ZM153 177V178H152ZM184 177V178H183ZM228 177V178H227ZM172 180H171V179ZM179 178V179H178ZM182 178L185 180L186 179V181H184V180H182ZM207 178H209L210 180H212L211 178H213V179H216V180H212V181H209V179H207ZM181 179V180H180ZM202 179H206V181H204V180H202ZM223 179V180H222ZM174 180H176V181H174ZM178 180V181H177ZM179 181H183L182 183L181 182H179ZM201 181H203V183L201 182ZM225 181H227L225 184H223ZM161 182V183H160ZM173 184H172V183ZM179 182V183H178ZM186 182V183H185ZM197 182V184L199 185H197V186H190L189 184H187V183H196ZM201 183H202V185H201ZM153 184H155V186H153ZM175 184H178L177 186L175 185ZM186 185V186H185ZM0 196L2 197V195H1V193L4 195V193H6V191L8 190L6 187H4V185L2 184V183H0ZM109 186H112V189L109 187ZM114 186V187H113ZM116 186H118V187H116ZM184 186V187H183ZM96 187V188H95ZM100 187H103L104 189L103 190H101V188ZM116 187V188H115ZM5 188V190H2V189H4ZM95 188V189H94ZM97 188H98V190H97ZM100 188V189H99ZM154 188V189H153ZM190 188V189H189ZM207 188V189H206ZM88 189V190H89ZM110 189V190H109ZM125 189V190H124ZM194 189V190H193ZM195 189H198L199 191H197V190H195ZM89 190V191H90ZM99 190H101V191H99ZM124 190V191H123ZM152 190L154 191V192H152ZM193 190V191H192ZM240 190V189H239ZM239 190H237V191H239ZM32 190L30 189V188H28V189H24L23 190V192H30V193H32L31 192ZM83 193H82V192ZM97 191H99V193L97 192ZM102 191H104V192H102ZM122 191V192H121ZM74 192V193H73ZM94 192H97V193H95V194H93ZM105 192H106V194H105ZM118 192H121L120 194H122V195H126V193H127V197H128V199H127V197L125 198V197H122V199H124V200H122L121 198V202L119 201V200H117L116 199V193H117V195H118ZM125 192V193H124ZM132 192H134V193H132ZM159 192V193H158ZM166 194H165V193ZM192 192V193H191ZM197 194L196 196H194L195 195V193ZM198 192V193H197ZM203 192V193H202ZM115 193V194H114ZM154 193V194H153ZM157 195H156V194ZM185 193H187V194H189L187 197H186V199L184 198L185 196H183ZM214 193H216V194H214ZM97 194V195H96ZM99 194H101V195H99ZM105 194V195H104ZM114 194V195H113ZM159 194V195H158ZM175 194V195H174ZM190 194H191V196H190ZM95 195V196H94ZM110 195H111V198H109L110 197ZM146 195V196H145ZM153 195H156V197L157 198H155V196H153ZM160 195H162L161 197H162V199H161V197H160ZM170 195V196H169ZM199 195H201V196H199ZM67 196V197H66ZM74 196V197H73ZM78 196V197H77ZM86 196V195H85ZM94 196V197H93ZM102 196H104L103 197V199L101 198ZM113 196V197H112ZM114 196H116V197H114ZM119 196V195H118ZM153 196V197H152ZM181 196V197H180ZM190 196V200L188 199V197ZM61 197H63V198H61ZM64 197L65 198H67V199H69V201H70V203H69V201L68 200H66V199H64ZM96 197H100L98 200V202L96 201L95 202V200H97L96 199ZM147 197V198H146ZM165 197V198H164ZM197 197V198H196ZM199 197V198H198ZM59 198L60 199H63V200H59ZM71 198V199H70ZM73 198V199H72ZM116 200H115V199ZM131 198V199H130ZM170 198V199H169ZM180 200H179V199ZM92 199V200H91ZM95 199V200H94ZM105 199H110V201L109 200H105ZM142 199V200H141ZM182 199H184V201H182ZM192 199V200H191ZM196 199V200H195ZM211 199V200H210ZM94 200V201H93ZM101 200V201H100ZM105 202H104V201ZM111 200H115V201H113V203H110L111 202ZM175 200V201H174ZM176 200H179L178 201V203H176ZM201 200L203 201V202H212L211 204L213 205H210V207L209 208H206L205 209V207H207L208 205L206 204H201ZM0 201H1V199H0ZM56 202V204H55V202ZM61 201V202H60ZM75 201V202H74ZM92 201V202H91ZM126 202V204H123L122 202ZM173 201H174V203H173ZM190 201V202H189ZM199 202V206L197 205V203H192V202ZM51 202V203H50ZM55 204V205H53V203ZM96 204H95V203ZM124 202V203H125ZM140 202V203H139ZM174 204V206L172 205V203ZM182 204H181V203ZM187 202V203H186ZM190 203V206H187V204L189 205V203ZM202 202V203H203ZM17 203V204H16ZM29 203V202H28ZM50 203V204H49ZM69 205H68V204ZM94 203V204H93ZM108 203V204H107ZM110 203V204H109ZM129 203V204H128ZM148 203H149V205H148ZM156 203V204H155ZM168 203V204H167ZM226 203H229V206L227 207V205H226ZM1 204H3V205H1ZM16 204V205H15ZM39 204V205H38ZM51 204H52V206H51ZM72 204V205H71ZM92 204V205H91ZM121 204H123V205H121ZM155 204V205H154ZM167 204V205H166ZM192 204V205H191ZM209 204V203H208ZM42 205H43V207L45 208V210L46 211H43L42 209H44L43 207H42ZM68 205V206H67ZM75 205V206H74ZM164 205L167 207H164ZM176 205V206H175ZM183 205V206H182ZM189 208L190 207V209H186L185 207L186 206ZM79 206V207H78ZM94 206V208H92ZM111 206V207H110ZM147 206V207H146ZM154 206V207H153ZM163 206V207H162ZM198 206V207H197ZM201 206H204V207H201ZM220 207V209H223V210H221V212H219L220 211V209L218 208H216V207ZM0 207H2V208H0V228L2 227V225H3V222L4 221H6L7 219H8V215L7 214H2V210H4L5 208H6V204H4L2 201L0 202ZM25 207V208H24ZM48 207V208H47ZM60 208V210H59V208ZM62 207H64V208H62ZM67 207V208H66ZM89 207H91L92 209H90ZM109 207V208H108ZM115 207V208H114ZM117 207H119L118 209H117ZM142 207V208H141ZM169 207V208H168ZM172 207H174V208H172ZM180 207V208H179ZM192 207V208H191ZM193 207L195 208V210H193ZM200 207V208H199ZM213 207H215L214 209H213ZM34 208H37V209H34ZM41 208V209H40ZM128 210H127V209ZM155 208V209H154ZM179 208V209H178ZM196 208H199V210H203L202 212H203V214L201 213L200 214V212L201 211H199V210H197ZM202 208H204V209H202ZM212 210H211V209ZM227 208L229 209V210H227ZM231 208V207H230ZM17 209V210H18ZM31 209V210H30ZM48 209V210H47ZM78 209V210H77ZM95 209V210H94ZM151 209H153V210H151ZM215 209H217V210H215ZM34 210V211H33ZM37 210H39V211H37ZM70 211V210H72V211H70V212H68V211ZM115 210V211H114ZM166 210V211H165ZM191 211V213H189V212H184V211ZM215 210V211H214ZM227 210V211H226ZM250 208L248 209V215H249V213H250ZM43 211V212H42ZM54 211V212H53ZM76 211H77V213H76ZM80 211H82V212H80ZM94 211V212H93ZM104 211V212H103ZM110 211V212H109ZM171 211V212H170ZM192 211H194V212H192ZM198 211H199V214L200 215H197V213H198ZM223 211V212H222ZM243 211V212H242ZM245 211V212H244ZM38 212H40V213H38ZM57 212V213H56ZM93 212V213H92ZM102 212V213H101ZM108 212V213H107ZM127 212V213H126ZM157 212V213H156ZM179 212V213H178ZM217 212H219L218 214L219 215H216L215 213H217ZM224 212H225V216H224ZM228 212H230V213H228ZM240 212H241V214H240ZM22 213V214H21ZM33 213H35V214H33ZM36 213H38V214H36ZM104 213V215H102ZM143 214V216H144V218H143V216L141 217H139V215L138 214ZM162 213V214H161ZM183 213V214H182ZM185 213V214H184ZM39 214H40V218H39ZM57 214V215H58ZM83 214V215H84ZM94 214V215H93ZM106 214V215H105ZM113 214V215H112ZM137 214V215H136ZM149 214H151V215H149ZM161 214V215H160ZM174 216H173V215ZM180 214H182L181 216H180ZM187 214V216L186 217H190L191 215H188ZM222 214V215H221ZM227 214H229V215H227ZM240 214V215H239ZM26 215V216H25ZM33 215V216H32ZM35 215V216H34ZM106 216L105 217V219L106 218H108L107 220H105L104 219V217H102V218H100L99 216ZM171 215V216H170ZM205 215H209L210 216V218H209V216H205ZM211 215L215 218H212L211 217ZM234 215H236V216H238L237 218L236 217H232V216H234ZM53 216V215H52ZM92 216V217H91ZM97 216V217H96ZM151 218H150V217ZM158 216H160V217H162L161 219H163L162 221H160V220H158L157 218H159ZM180 216V217H179ZM219 216H220V218H219ZM18 217H19V219H18ZM125 217V218H124ZM136 217V218H135ZM154 217H155V219H157L156 221L154 220ZM157 217V218H156ZM178 217V218H177ZM185 217V216H184ZM183 217V218H184ZM191 217H193V215L191 216ZM219 219H222V220H219ZM223 217V218H222ZM22 218H24V219H22ZM47 218V219H46ZM51 220H50V219ZM94 218V219H93ZM100 218V220H98V219ZM124 220H123V219ZM164 218H166L165 220H166V222L168 223V224H166V222L164 221ZM167 218H168V221H167ZM206 218H208L209 219V222H207L208 221V219H206ZM214 219L213 221H211L210 219ZM39 219H41V220H39ZM49 219V220H48ZM98 220V222H94V221H97ZM104 219V220H103ZM141 219V220H140ZM144 219V220H143ZM172 219V220H171ZM177 219V220H176ZM235 219V220H234ZM46 220V221H45ZM109 220V221H108ZM119 220H120V222H119ZM123 220V221H122ZM143 220V221H142ZM150 220V221H149ZM233 220H234V223L232 224V222H233ZM45 221V222H44ZM101 221V222H100ZM108 221V222H107ZM125 221V222H124ZM137 221V222H136ZM139 221H141L140 223H142V224H140L139 223ZM146 221V222H145ZM163 221L165 222V223H163ZM179 221V220H178ZM203 221V220H202ZM210 221L212 222V223H210ZM217 223H219L218 225H215L216 224V222ZM229 221V222H228ZM66 222V221H65ZM82 222V224L84 225H86V221H81ZM85 222V223H84ZM107 222V223H106ZM152 222H155V223H152ZM157 222H158V225H157ZM174 222V223H173ZM207 222V223H206ZM215 222V223H214ZM230 222H231V224H230ZM18 223V225L19 224H21L22 225V223L20 222V221H18L17 222ZM104 223V224H103ZM112 223V225H110ZM114 223H115V225H114ZM137 223L139 224V225H143L142 226V228L139 226V225H137ZM144 223V224H143ZM145 223L147 224V225H145ZM223 223H225V224H223ZM40 224V225H39ZM42 224H43V226H42ZM51 224V226H49ZM96 224V225H95ZM101 224V225H100ZM106 224H107V227H106ZM108 224H109V228H108ZM117 224H119V225H117ZM165 224V225H164ZM176 224V223H175ZM177 224H179V223H177ZM198 224V226L200 225V222H198L197 223ZM209 224V225H208ZM223 226H222V225ZM228 226H227V225ZM20 225V226H21ZM68 225V224H67ZM118 227H117V226ZM140 228L139 230H137L138 229V227ZM153 225H155V227H153ZM231 225V227H229ZM236 225V226H235ZM45 226L43 227V228H45ZM53 226H55V225H53ZM63 226V225H62ZM97 226H99L100 228H102V230H100V228L99 227H97ZM102 226V227H101ZM110 226L112 227V228H110ZM116 226V227H115ZM134 226V227H133ZM149 226V227H148ZM152 226V228H150ZM219 226H221V228L219 227ZM227 226V227H226ZM234 226V227H233ZM85 227V226H84ZM97 227V228H96ZM135 227H137V228H135ZM144 227H145V229H144ZM150 229V231H149V229ZM176 227V226H175ZM175 227H173V228H175ZM219 227V228H218ZM226 227V228H225ZM229 227V229H227ZM48 228V229H49ZM61 229H62V227H60ZM98 228H99V230H98ZM108 230H107V229ZM123 228V229H122ZM133 229V232H131V230ZM146 228L148 229V230H146ZM153 228L155 229V231L153 230ZM166 228H168L167 226H166ZM214 228H215V230H214ZM97 229V230H96ZM127 229V230H126ZM129 229V230H128ZM131 229V230H130ZM217 229V230H216ZM231 229H232V231L233 232H231ZM50 230V229H49ZM237 230V231H238ZM126 231V232H125ZM129 231V232H128ZM226 231V232H225ZM239 231H238V233L237 234H239ZM49 232V231H48ZM51 232V231H50ZM107 233V234H108ZM126 233V234H125ZM215 233H213V234H215ZM226 233H228V234H226ZM232 233V234H231ZM244 234L243 233H240V235H237L239 238H241V237H245V236H243ZM49 236H50V238H52V239H55L56 237L54 236V235H52L51 233L49 234ZM127 236H129V237H127ZM218 236V235H217ZM237 236H234L235 238H237L238 239V237ZM249 236H251V235H248V236H246V238H247V240H246V238H244V240H241V241H245V244L247 243V247L244 245V247H242V244H244L243 242H240V241H238V240H236V243L237 242H239V245L240 246H238L239 248H247L248 250H249V252L252 250V252H248V250H243V253H242V250L240 249H238L237 248V245L238 244H236L235 243V245L236 246H233L232 248H230L231 250L229 251V248L228 247H225V252H228V254L226 253V255H225V253H224V255L225 256H232V255H234L232 258H235L236 259V257L235 256H237V258L238 259H236V261H235V259H234V261H230L229 263H227V261H225L226 259H223V258H225L224 256H222L223 255V253H221L219 256H218V258H216L217 259V261L214 259V256H212L213 255V253H210V254H208V256L209 257H211V261H209L208 262V264H240V263H244V264H257V262H258V264H260V263H262V264H264V260H262L263 258H264V250H263V254L260 252V250L259 249H257L255 252L253 251V250H255L256 248H255V246L257 247V246H259V245H257V244H255V243H257V241L255 240V239H253L252 237H249ZM213 238L214 237H216V235L215 236H212ZM231 237H233V236H230V238ZM233 237V238H234ZM255 237V236H254ZM257 237V240H258V236H256ZM121 238H123V240H125V241H121ZM177 238L178 239H180L181 241H183V239H182V237H181V233L180 234H178L177 235ZM210 238V237H209ZM233 238H231L230 240H229V242H227L228 243V245H230L231 243H233L232 242V239ZM242 238V239H243ZM250 238H252V241H250L251 239ZM120 239V240H119ZM218 238H214L213 240L211 239H208V240H210L208 243L206 242V246L205 247H208V248H205V249H208L209 250V247H211V249H210V251L212 250L213 251V249H214V245L216 244V243H218V242H220V240H222V238H220L219 240H217ZM207 240V241H208ZM253 240H255V242L254 243H252L251 245H250V243L251 242H253ZM249 241V242H248ZM221 242H223V241H221ZM235 242V241H234ZM209 244V245H208ZM114 247H112V249H111V253L113 254V257H112V262L113 261H115V258H114V255L116 256V254L119 252L118 251V247L115 245V244H112ZM254 246V247H253ZM252 247V248H251ZM257 248H262V247H257ZM235 249H237V250H235ZM235 250V251H234ZM238 252H241V253H238ZM260 252V253H259ZM245 253H247V255H245ZM255 253V254H254ZM239 254H241V255H239ZM255 256H258V259H257V257H255V259H257V261L255 262V261H252V258H254L253 257V255ZM249 255V259L247 258V256ZM251 255H252V257H251ZM259 255H260V257L262 258V259H260V257H259ZM245 256V257H244ZM241 259H240V258ZM3 259H1V263H6V261L5 260H3ZM233 260V259H232ZM259 260H261L260 262H259ZM223 261V262H222ZM240 262V263H239ZM71 264H82L81 262H75V263H71ZM186 264H188V263H186ZM191 264H197V263H191Z\"/></svg>",
    "mask_w": 264,
    "mask_h": 264
}]
</instances>
